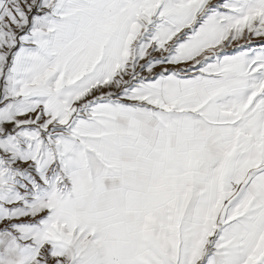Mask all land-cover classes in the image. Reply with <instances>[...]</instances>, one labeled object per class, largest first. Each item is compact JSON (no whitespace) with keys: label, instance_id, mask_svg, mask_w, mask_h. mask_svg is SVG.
<instances>
[{"label":"snow or ice","instance_id":"1","mask_svg":"<svg viewBox=\"0 0 264 264\" xmlns=\"http://www.w3.org/2000/svg\"><path fill=\"white\" fill-rule=\"evenodd\" d=\"M0 264H264V0H0Z\"/></svg>","mask_w":264,"mask_h":264}]
</instances>
